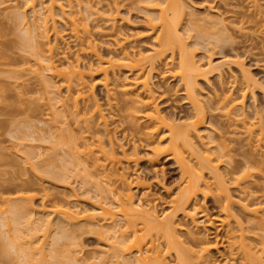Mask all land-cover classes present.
I'll return each mask as SVG.
<instances>
[{
    "label": "bare ground",
    "instance_id": "1",
    "mask_svg": "<svg viewBox=\"0 0 264 264\" xmlns=\"http://www.w3.org/2000/svg\"><path fill=\"white\" fill-rule=\"evenodd\" d=\"M46 1L47 4L44 5L43 3L37 4L36 0H23L22 4L25 6V12L29 13L30 22H28L26 19L27 17H25V13L22 15L20 14L21 16L18 14L16 19L20 23L18 24L22 27L21 31L28 37L29 40H31L29 41L31 43V48L34 47L33 50H37L36 52H38L40 61L44 63L45 69H43L42 72L48 71L51 77L57 76V79L59 78V81H62L60 84L63 85L62 87H64L63 90L65 91L63 98H65L66 101H72L71 110H73L74 113H77L79 111V101H82L83 105H85L84 103H87L85 106L86 108L83 106L84 109H86L85 113L90 111L92 112V115H97L99 125L103 127L101 132L107 134V122H105L106 117L102 115L103 113H101V110H99V106L94 103L95 98L93 97L95 96H93V88L96 84H91L94 82L92 81V77L96 74V72L101 74L100 76H102V78H100L101 81H99L101 84L99 85L103 87L105 95L107 94V97H111V93L113 92L110 90L111 87L108 84L109 75L111 73L113 74L114 70L120 66L128 67L129 70H134V72L137 70L135 75L131 73L130 77L128 76L131 79L129 81L127 80L128 83L125 87H123L121 92V94L125 97V99H123L125 102H123V105L126 106L124 107L126 109L124 110L125 114L122 113V115H124L123 118L127 120V130L128 132L133 133L132 135L138 133L137 136H139L142 134L145 138V141L147 140L146 142L143 140L141 141L145 142L147 146L150 147L149 152L151 155H146L148 156L146 159L149 158L147 162L151 165V168L152 165L157 164V160L162 154L169 153L168 159H173L176 162V165L182 176V181H184L182 182L183 184L181 183L182 186L177 191L176 196L170 199L172 208L169 210V212H159L158 214V211L156 212V209L154 208L155 206L151 207V204L147 199V194L150 192V186H147L148 191H142L143 189H146V186L143 185V181H141L142 177H139L140 175H136L132 180H129V177H127L123 171L124 169L118 165V169L121 170V173L118 175V177L111 181L109 177L113 174V170L106 172L102 165L98 163L99 160L103 158L104 160H108L111 164V168H113L114 164H119V160H116L115 156H117V153L118 155L120 153L126 164L131 163L132 167L134 164V167L136 168L138 161L140 162L141 159L138 158V151L135 149V147H132L131 151L129 150L130 153L128 150H124L122 147H120V151L117 150L118 152L116 153L114 149L111 148L110 139H108V141L110 140L108 150L104 148L103 144L98 139L96 140V143L94 142L95 140H92L91 143L86 144L74 140L72 155L74 172L78 173L80 171V163H87V161H90L92 168L95 171L101 170L99 175H101V177L104 178L106 182L105 188L98 187V192L95 196V198H97L96 205H94L95 203H89L92 206L91 211L90 209L89 211L83 208V210L77 209V206L71 209V207L68 205H62V208H56L52 212L49 213L47 211L46 213V210H43L45 207L42 206L43 209L41 207V213L43 212L42 214H46L43 216L46 218H43L42 221L39 220L41 218L39 217L38 221L41 223V230L38 229L39 226L34 229L33 226L36 224L31 226V224L34 222V219H31L33 208L31 211H29V206L27 207L24 204L25 202H21L27 200L29 204V201H32V199L27 196H19L16 199L20 201L21 205H15L14 209L12 207L13 211H11L12 213L10 212L12 214H10L11 221L9 218H7V221L5 220L6 218H3L1 220L2 226H6L8 232H10L12 228L16 235L19 233V236L20 233L21 235H23L22 233L28 234V232H31L32 229L38 231L40 230L44 237L53 227L52 218L50 217H56V221H58L59 224L54 221L58 226L53 227V229L57 228L55 231L59 230V235L57 236V232H55L56 238H53L52 236V250L49 251L48 249L47 255H43V249H37V253L43 255L41 256L42 259L48 257L47 259H51L52 264L81 263L76 258V256L72 254L71 250H69L71 253L68 251L65 262L61 263L59 261L60 259H58L60 256H57L58 253H60V249L62 248V246L58 245L59 241H69L67 242L69 245H65L68 247L72 245L74 253V248H79L76 239L74 237H71L73 239L70 238V235H74L71 234L72 231L69 229L71 227L78 228L84 233H92L93 235H97L98 237H96L99 239L100 237H106L107 241H112L111 243H108V249L104 248L106 251L101 249L102 252H107L103 255L107 256V254L110 253L109 261H106L105 263L106 256L93 257V260H95L96 263L167 264L165 263V255L171 253L174 257L173 264H214L215 261L210 257V251H217V242L214 241L212 244L210 243L211 241L207 239L209 230H207L205 227L208 225L206 224V221L209 222L210 215L208 214L204 204H201L200 202L201 200L206 199L208 196H211L213 203L218 207V215L220 217L222 215V217L226 219L225 221H223L224 219L220 220L219 226H226L230 223L229 220L233 222L236 232L232 229L234 226L230 227L228 229L229 231L226 232H228L229 235L231 234L230 241L233 242L235 240L233 245L236 244L237 249L240 252L233 254V252L230 250V247L233 245H231V242L228 241L230 236L227 237L225 241L228 242V246L225 248L223 252L224 254H220V256L218 255L219 258L223 256L222 264H236L237 259L234 257L235 254L237 256L242 254V257L240 256V258L243 261L240 264H262L263 258H261L260 254H264V236L257 237L259 239H256V235L258 236V233H252L250 236L252 237L253 235V238L255 236V241H253V243L251 242L252 244L249 242L251 240L249 233L251 231L258 230L264 224V213H261L263 209L260 210L259 208H256L257 206L252 207L254 206L253 203L251 204V202L248 200L251 195L247 191V185L252 183H250L251 172H249V167L251 168L252 166H249L248 162L245 161L243 164L241 163V166L243 167L241 171L237 170L239 172H236V170H234L233 172L230 171L229 174L225 175L221 173L219 168L221 167L220 165L222 163V158L226 157V148L225 146H221L217 149L214 148L217 151H213L210 149L211 146H209L210 141H204V139L206 141L208 139V135L203 133L205 132L203 108L204 100H200V97L202 98V96H200L201 94L199 95L200 91L198 92V88L196 87V82L200 79L206 82L207 79L215 75L217 78H221L222 73L224 72L223 67L226 64L230 65L233 63L236 64L237 70L239 68L238 72L243 78H241L242 81L246 82L245 89H247L249 86L253 88L256 86L257 82L253 80L254 78L250 74H248V71L246 72V70H244L245 68L242 66V62L240 63L236 61L237 59L233 61H228L225 59L224 61H221L222 63L220 62L217 65L213 63V56L211 55L206 56L205 62L201 61V59H194L192 51L190 52L188 50L187 43H185L183 39L184 33L189 36L188 38L191 39L192 36L190 35V32L193 31L195 33L193 39L199 38L202 41L205 40V44L207 43L210 45V43H212L214 47L220 43L222 46L226 45L230 38L232 40V37H230L231 32H229V30L231 31V28H227V25H225L227 23L224 22L226 19L221 17L223 13L221 15L218 14L215 17H196V14L192 13L193 9L191 6L193 3L190 4L187 2L188 0H101L105 2V5H103L99 10H95L97 8L96 5V8H93V5L90 4L91 0ZM187 3H189L191 6H187ZM120 5L124 7L126 5L131 9L134 8L142 10L145 13L147 16L146 20L149 25L148 30L150 33H152V35H155L153 38L152 47L149 51H147V53L141 54L140 52H135L133 50L126 51L123 49L122 42H128L126 38L127 36L118 40L113 38L114 34L112 35L111 33L110 35L106 36L107 41L106 39H103L104 35L100 34L98 37H96V39H94L95 37L93 36V39L96 40V42L99 41L100 43L107 46L105 48H108V51L104 53L107 55V57L104 58L103 55L98 52V44L93 41L91 38L92 35H90L87 31L86 19L92 16L97 17L99 13L106 15L105 23L110 25L109 27L115 31L116 26L114 22L116 16L118 15ZM213 5L214 4H212V6ZM207 8L211 14H214L217 11L215 10L216 8H213V11L211 6ZM82 13H84L87 17L83 18L81 16ZM232 23L233 22L229 24L231 25ZM67 24L69 25L70 33L73 38L72 42L73 45H75L74 47H76L75 53L77 54H72L71 49L73 47L71 48V45L63 40L65 37L64 35L62 36V32L65 31L64 29ZM28 39L24 40L28 41ZM38 39L44 40L47 55H40V44ZM101 39L106 42H103ZM197 39L195 41H197ZM211 40L213 42H209ZM231 40L229 42H231ZM25 41H23V43H25ZM29 42H27V44ZM194 43H191L192 46L193 44L196 46V42ZM58 47L62 50L61 52H58ZM80 55L81 58L85 57L87 59L86 62H84L85 64L79 58ZM56 56H61L62 63L60 62L61 59L57 58ZM174 56H176L178 60L177 64L174 63V59H176ZM87 61L89 63H87ZM163 62H165V67L171 65L172 70L175 69V73L171 70V73L174 74L172 76L173 78H177L178 83L176 82V84L181 86L179 87L182 88L185 96L184 99L190 108V113L186 116V120L182 124H176L177 118L168 116L163 110L159 109V103L157 104V101L159 102V100L157 97H154L156 90L154 89L151 82L153 79V71L156 68V64ZM59 67H61V69ZM168 70V68H165L164 72L170 73ZM40 77H43V74ZM87 79L89 82L92 81L89 83V85H87ZM43 82V86H47V89L50 87L55 88L54 90L56 92L57 86L53 87L51 82L48 81ZM47 82L51 86L45 84ZM45 86L44 88H46ZM249 89L251 88L249 87L248 90ZM260 90L263 91L264 89ZM238 97L240 100H238ZM238 97H235L233 94H231V92L227 94L221 93L219 96H216V102L214 101L213 104H215L216 107L218 106L217 110L219 109L220 111H223L222 113L220 112L222 115L224 114L223 117H226L228 120L232 119L233 121V117H244L242 110V101L244 96ZM59 98H61L58 101L59 103L57 102L56 98V101H54V99L51 100L54 103L56 102L55 104H60L59 107L61 106L64 108L65 102L62 101L61 95ZM206 99L208 103H210L212 100L209 96L206 97ZM90 101H92V104H90ZM48 102H51L50 99ZM121 110L123 111V109ZM254 113L256 115L254 118L252 117L253 123L249 124L247 122V124L244 122L245 120H243V123L241 122L240 129L242 128V134L247 136V139L250 141V143H256L255 146H252V148L256 147L257 150V148L259 149L260 146L261 148L264 147V116L259 113V111L256 112V110ZM226 118L225 120H227ZM141 123L145 124L144 128L146 130H143V132L140 129ZM162 129H165L166 132L163 135L158 136L157 133ZM87 134L91 136L89 132H87ZM142 135L139 136V139L136 137L138 141L143 138ZM90 138L93 139L92 136ZM163 139L168 141L166 147L162 146L164 142ZM251 139L253 142H251ZM247 146L249 147V145ZM210 150L213 152H210ZM39 154L40 153H38V155ZM55 157L57 156L55 155ZM51 159L52 158H50V161H48L53 164L55 159ZM64 161L66 160L64 159ZM55 167V170L57 171H51V174L49 173L48 169H45L46 167L43 168L42 166L41 168L38 167V169H41V171L43 169V172H47L54 179L56 176V173L54 172L58 173L60 170L62 175L66 170L65 167H60L59 165L58 168L60 169H57L56 165ZM231 173H233V175H231L230 179L228 180L227 178H229ZM204 174L208 175V181L204 179ZM226 175H228V177ZM63 176L64 175H62V177ZM57 177L59 178V175ZM245 184L247 185L245 186ZM230 187H233V190H235L234 188H237L238 192L236 193L240 194H238L237 197L239 196L240 199L237 198V200L233 197ZM139 188H142L140 192H143L140 198L143 196L145 199L138 198L139 200L136 199L135 201V197L133 195L134 193H132V191L133 189L139 190ZM240 196H242V198ZM76 198L77 196L73 193V199L76 200ZM31 206L32 204H30V207ZM24 212L25 214H23ZM39 212L40 211H38V213ZM178 213L180 214L181 219H178L177 221L176 217H178ZM21 214L25 215L27 219L25 218V220L23 218L24 216ZM215 218L216 217H213V219ZM22 219L25 220V225H22ZM179 220H181L183 224H181V221ZM6 222L11 224L9 227L13 226L10 227V230ZM252 222H256L261 226H258V228L257 224L255 223V228L251 227L253 230L250 229L251 231L249 232L250 227H248V225H251ZM204 223L206 226L203 227ZM26 225H30L31 230L29 228L30 226ZM183 225L186 227H184V235L188 237L185 240V243H188V248L182 246L183 241H180L181 234H178V231L182 229L181 227H183ZM19 226L20 228L23 226V232H19V230L22 229H18ZM188 226H191V229L194 228L195 231H197V229H199L198 226H200L201 231L198 232L202 234L203 238L205 239H195L193 237L194 233L191 232V229L189 230ZM232 230L238 235L234 236L233 234L235 233H233ZM73 232L75 233V231ZM138 232L142 233L137 234ZM32 234L34 233H31V235L29 234V236H32ZM18 235L15 237L13 245L10 243L11 248L15 247V245L18 247V243L16 242L19 238ZM232 236L236 239L232 238ZM224 238L226 237L224 236ZM146 243H148L147 246ZM248 244H254L257 246L255 247L256 250H259L258 247L260 248V254H258L260 257L257 255L255 256L254 253H251L254 255L250 254L252 248ZM190 245L193 246L189 248ZM159 246H161L162 249L159 250ZM25 248L26 249L23 251L22 247L21 250L20 248L18 249L20 250V253L23 254L21 255L23 258L22 264H33V259L37 254L31 252L29 246ZM96 255L102 254L97 253ZM63 258H65L64 255Z\"/></svg>",
    "mask_w": 264,
    "mask_h": 264
},
{
    "label": "rangeland",
    "instance_id": "2",
    "mask_svg": "<svg viewBox=\"0 0 264 264\" xmlns=\"http://www.w3.org/2000/svg\"><path fill=\"white\" fill-rule=\"evenodd\" d=\"M212 1L188 0L187 2H189L190 4L193 3V5H189V3H187L186 5L191 6L193 9L192 13H195L196 17L200 18H202L203 16L215 17L218 14L221 15L223 13L221 17H224L226 19V21L224 22L227 23L225 24L227 25V28H231V31L229 30V32H231L230 37H232V40L230 38L231 42H229V40L226 45L222 46L220 43L219 45H216L214 47L212 43H210V45L206 43V45L204 42L205 40L202 41L199 38H196L197 41H195L196 39H193L195 33L191 31V39L188 38L189 36H187L185 33V35L183 34V39L184 42L187 43L188 50L190 52L192 51L194 59H201V61L203 62H205L206 56H213L212 61L216 65L222 60L224 61L225 59L228 61L237 59L236 61L240 63L242 62V66L245 68L244 70H246V72H249L248 74H250L254 78L253 80L256 81L257 84L253 88L249 86L251 88L249 90V87L245 89L246 82L242 81L243 78L238 72L239 68L237 70V66L233 62V64H226L227 66L225 65L223 67L224 72L222 73L221 78H217L215 75L207 79L206 82L202 79L198 81L196 80V87L198 88L197 91H200L199 95L201 94L200 96H202V98L200 97V100L203 99L205 101H203L205 123V132L203 133L208 135V139L207 141L204 139V141H210L209 146H211L210 149L213 151H217L216 149L218 147L220 148L221 146H225V151L227 153L225 152L226 155H223H225L226 157L222 158V163L220 165L221 167L219 168L222 174H229L230 171L233 172L234 170H236V172L241 171L243 168L241 166V163L243 164V162L245 161L248 162L249 166H252L251 168L249 167V172H251L250 183H252L248 185L245 184V186L247 185L248 193H250L251 195L248 200L249 202H251V204L253 203L254 206L252 207L257 206L256 208H259L260 210L263 209L261 213H264V147H262V149L260 146L259 149L257 148V150L256 147L252 148V146H255L256 143H250V141L247 139V136L242 134V128L240 129V125L243 120H245V123H253L252 119L256 115L254 113L255 110L256 112L259 111V113L264 116V90H260L264 89V0H254L255 3L253 0ZM22 2L23 0H0V264H22L23 258L21 255L23 254L20 253V250L21 247L23 248V251L26 249L25 247L28 246L31 249V252L37 254L33 259V264H50L51 259H47V256V258L42 259L41 256H43L44 254L47 255L48 249L49 251L52 250L51 243L52 239L56 236L55 232H57V236L59 235V230L55 231L57 228L53 229V227L58 226L57 223L59 224V222L56 221V217L51 216L50 218H52L53 227L49 231V233L43 237V234L40 231L41 223L38 221L39 217H41L39 220L42 221L43 218H46L43 217L46 214H42L43 212L41 213V210L43 209L42 206L45 207L43 210H46V213L47 211L50 213L56 208L60 209L62 208V205H68L69 207H71V209L77 206V209H85L87 211H89L90 209L91 211L92 206L89 203H95L94 205H96L97 198H95V196L98 192V187H106L105 179L102 178L101 175H99L101 170L95 171L92 168V164L90 161H87V163H85L82 160L83 163H80L79 166L80 171L78 173L74 172L72 163L74 140L86 144L91 143L92 140H95L94 142L96 143V140L98 139L103 144L106 150H108L111 140V148L114 149L116 153L118 152L117 150H119L120 147H122L124 150H128V152L129 150L131 151L132 147H135V149L138 151V158L141 159L140 162L138 161L136 168L134 167V164V168L132 167L131 163L126 164L120 153L119 155L117 153V156H115V159L119 160V164H114L113 168H111L110 162L108 160H104L103 158L100 159L98 163L102 165L106 172L113 170V174L109 177L111 181L118 177V175L121 173V170L118 169V165H120V167L124 169L123 171L125 175L129 177V180H132L136 175H140L139 177H142L141 181H143V185L146 186V189L142 190V188L145 187H142L141 189L139 188V190L133 189L132 193H134V200L136 201V199L140 198L143 192L148 191L147 186H150V188L148 187L150 189L149 194L146 193L148 195L147 199L150 202L151 205H149L151 207L155 206L154 208L156 209V212L158 211V214L159 212H169V210L172 208L170 199L176 196V193L181 188L183 184L182 182L184 180L182 181V176L179 172L176 162L173 159H168L169 153L162 154L158 158L157 164L152 165V168L154 167L152 169L150 167L151 165L147 162L149 158L146 159V157H148L146 155H151L149 152L150 147H148L145 143L147 140L145 141V138L141 134L143 138L138 141L137 138L139 139V136L141 135L137 136L138 133L135 134L136 136L132 135L133 133L128 132L127 130L128 123L127 120L123 118L124 115H122V113L125 114L124 110L126 109L124 108L126 106L123 105V99H125V97L121 94V92L123 87H125L128 81L131 79L129 78L131 73L135 75V72L137 70L134 72V70H129L128 67L120 66L119 68L114 70L113 74L111 73L109 75L108 84L111 87V89L110 87L109 89L113 92L111 93V97H107V94L105 95L104 93L105 91L103 87L99 85L101 84V82H99L101 81L100 78H102V76H100L101 74L96 72V74L92 77V81L94 82H89V80L87 79V85H89V83L91 82V84H96L93 88V96H95L93 97L95 98L94 103L99 106V110H101V113H103L102 115L106 117V120H104L105 122H107V124H105L108 133H102L101 131L103 130V127L99 125L97 115H92V112L90 111H86L87 113H85L86 109H84V107L87 103H84L85 105H83V102L79 101L81 103H79L78 105L79 111L77 113H74V111L71 110L72 101H66L65 98H63L65 95V91L63 90V85L60 84L62 81L60 82V79H57V76H54L55 78L52 76V78L51 75H49L48 71L42 72V70L45 69L44 63L40 61L38 52H36L37 50H33L34 47L31 48V43L29 42L31 40H29L28 37L21 31L22 27L19 25L20 23L16 19V16H18V14L22 15L25 13L24 15H26L25 17H27L26 19L28 20V22H30L29 13L25 12V6H23ZM36 3H43L44 5H46L47 1L36 0ZM90 4L93 5L94 9L96 7L98 8H96L95 10H99L103 5H105V2L101 0H91ZM212 4L214 5L212 6ZM210 6L212 7V10L213 8H216V14H211L209 12L207 7ZM81 16L83 18L87 17L84 13H82ZM105 17L106 15L99 13L97 17L92 16L86 19V28L88 33L92 35V39L94 37V39H96V37H98V35L100 34L104 35L103 39H106V36L112 33V35L114 34L113 38L118 40L122 37L127 36L126 38L128 42H122L123 49L126 51L133 50L135 52L145 54L151 49L153 38L155 35H152V33L149 32V25L146 20L147 16L142 10L134 8L131 9L126 5L125 7L120 5L118 15L116 16L114 22L116 26L115 31H113L111 27H109L110 25H107L105 23ZM231 22H233V25L229 24ZM64 30L65 31L62 32V36L64 35L65 39L63 38V40L71 45V48L73 47L71 49V53L73 54L76 52V47H74L75 45H73V38L70 33L68 24L66 25ZM24 39H28V41H25ZM94 39L93 41L96 42V40ZM22 40L25 41V43H23ZM27 42L29 43L27 44ZM38 42L40 44V55H47L44 40L38 39ZM194 42H196V46L194 45ZM209 42L213 41L211 40ZM96 43L98 44V52L101 53L104 58L107 57V55L104 54L108 51V48H105L107 46L100 43L99 41ZM191 43H194L193 46ZM61 51L62 50L59 48L58 52ZM176 56L174 57L176 58ZM56 57L61 59L60 62L62 63L61 56ZM79 58L81 59V61H83V63L87 60L85 57L81 58V55ZM88 61L87 63H89ZM177 61V58L174 59L175 64H177ZM164 63L165 62L156 64V68L153 71V79L151 82L154 89L156 90L154 97H157L159 100V102L157 101V104L159 103V109L163 110L164 113L168 116L177 118L176 124H182L185 122L186 116L190 113V108L189 105H187L186 100L184 99L185 96L182 88H180L181 86L179 85V87L178 84H176L177 78H173L172 76L174 75L171 73L172 66L168 65L165 67ZM59 68L61 69V67ZM165 68L169 69V74L164 72ZM174 70L175 69H173L172 71L174 72ZM37 73H40L41 75L43 74V77H40V74L38 76ZM43 81L51 82L53 87L57 86L56 92L54 90L55 88H48L50 92L48 91L47 86L44 85L46 87L44 88ZM48 82L45 84H48ZM230 92L235 97L244 96L242 101V110L244 117H233V121L232 119H230V121L226 117H223L224 114H221L223 111H220L219 109L218 111V106L216 107L215 104H213L214 101L216 102V96H219L221 93L227 94ZM60 95L62 97V101L65 102L64 108H62L61 106L59 107L60 104H55L56 102H52L53 99L54 101H56L57 99L58 102L59 99H61L59 98ZM208 96L212 99L210 103L206 101L208 99H206V97ZM49 99L51 102H48ZM238 100H240V98ZM90 102V104H92V101ZM121 109H123L124 112ZM225 118L228 121L225 120ZM144 127L145 124L141 123L140 129L142 132L143 130H146ZM86 131L91 134L93 139L90 138L91 136H89ZM165 132V129L159 130L157 135L161 136ZM108 139L110 140L108 141ZM251 142H253V140ZM167 144L168 141L164 140L162 146L166 147ZM247 145H249V147ZM211 150L210 152H213ZM38 153L40 154L38 155ZM55 155L57 157H55ZM50 158L55 159L53 164L49 162ZM64 159L66 161H64ZM41 165L43 166V168L46 167L45 169H48L49 173L56 169L55 165L57 166V169H60L58 168V165L60 167H65V174L63 173L62 175L64 176L62 177V172H60V170L58 172L59 174L57 172H54L56 173V176L53 179L47 172H43V169L42 171L41 169H38V167H42ZM134 169H136L137 171ZM57 174L59 175V178L57 177ZM231 175H233V173L229 175V178H227L228 175H226L227 177L225 178L229 180ZM204 177V179L208 181V175L204 174ZM230 188L233 197L235 199L239 198V196L237 197L239 193H236L238 192L237 188H234L236 191L233 190V187ZM140 190H142L143 192L141 193ZM73 193L77 196L76 200L73 199ZM19 196H27L32 199V201L28 200L30 202L29 204L27 200L21 202H25L24 204L27 207L29 206V211H31L33 208L34 211L32 210L31 219L33 218L35 223L33 222L31 226L33 224H36L34 225L35 227L33 226V228L36 229L39 226L38 229H40L39 231L32 229L31 232H28L26 230L28 234L22 233L23 235H21L20 233L21 237L18 235L19 233L17 234L19 238H21H18L19 241L16 239L20 250H18L19 248L17 247V245L11 248L10 243L13 245L15 237L17 235L12 228L11 231L8 232L7 227L2 226L1 221L3 218H6V221L8 220L7 218H9V220L11 219L10 214L12 213L11 211H13L12 207L14 209L15 205H21L20 201L16 199ZM240 197L242 198V196ZM140 199L145 198L142 196V198ZM200 202L201 204H204L208 214L210 215L209 222L206 221V224L208 225L207 227H205L207 230H209L207 239L211 241L210 243L212 244L214 243V241L217 242L218 249L217 251L211 250L210 257L215 261L214 264H222L223 256L220 257L221 259L219 258V256L220 254H224L223 252L228 246V242L225 240L231 235H229V233L226 231H229L228 229L230 227H233L234 224L229 220L230 223L227 224L229 226H219L220 220L224 219L223 221H225L226 219L222 217V215V218L218 215V207L213 203V199L211 196H208L206 199L201 200ZM30 204H32L31 207ZM38 211L40 212L38 213ZM23 214H25V212ZM23 214H21L22 216H24L23 218L27 219V217H25V215ZM213 217L216 218L213 219ZM24 219H22L21 221L22 225H25L26 219ZM178 219H181L180 214L178 215V217H176L177 221ZM54 221L57 223L55 224ZM180 223L183 224L182 221ZM255 223L252 222L251 225H248V227H250L249 232L251 231L250 229L255 228V225L257 224ZM206 224L204 223L203 227L206 226ZM7 225L9 227V225L11 224L7 223ZM31 226L29 227L30 230ZM200 226H198L199 229H197V231H195L194 228L191 229V226H188V228L189 230L191 229L192 233H194L193 237L195 239L201 240L205 238H203L202 234L198 232L201 231ZM258 226L260 227L261 225L257 224V227ZM263 226L260 227L261 230L258 227V230L251 231L250 233L248 232L249 236L252 233H258V236L256 235V239H259L257 237L264 236ZM184 227V225L183 227H181L182 229L178 231V234L182 235V237L180 235V241H183L182 246L188 248V243H185V240L188 237L184 235ZM21 228L19 226L18 229H21L19 230V232H23V226H21ZM69 229H71L72 231L71 234H74L73 236L70 235V238L74 237L76 239L79 248H74V253L72 245L69 247L67 246L69 245V243H67L69 241H59L58 245L66 249H60V253H58L57 255L60 256L58 258L60 259L59 261L61 263L65 262L66 255L68 251L71 250L72 254L75 255L76 258L81 262L80 264H101V262L96 263V261L93 260V257L106 256L103 254L107 253H104L106 251L105 249L109 248L108 243H111L112 241H107L106 237H100V240L99 238H97V235L81 232L78 228L71 227ZM232 229L235 231V226ZM73 231H75V233ZM31 233L34 234H32V236H29V234L31 235ZM141 233L142 232H138L137 234ZM225 233H228L227 236ZM233 235L237 236L238 234L235 233ZM224 236L226 238H224ZM232 238L235 237L232 236ZM252 238L253 235L250 238L252 241L248 240L250 244L255 241V236L253 239ZM230 240L231 236L228 241L231 242ZM234 241L231 242V245L234 244ZM148 243H146V246ZM250 244H248L252 248L250 254L254 253L255 256H259L258 254H260V248L258 247L259 250H256L255 247L257 246H255L254 244ZM191 246L193 245H190L189 248H191ZM38 248L43 249V255L37 253ZM101 249L105 251L102 252ZM160 249H162L161 246H159V250ZM230 250L233 252V254L239 252L236 244L231 246ZM71 252L69 251V253ZM97 253H100L102 255H96ZM63 255L65 256V258H63ZM109 255L110 253L105 257V263L106 261H109ZM240 256H237L236 254L234 255V257L237 259L236 264H240L243 261L241 260ZM260 256L261 258H263V264L264 254H260ZM165 258V263L173 264V254H166Z\"/></svg>",
    "mask_w": 264,
    "mask_h": 264
}]
</instances>
